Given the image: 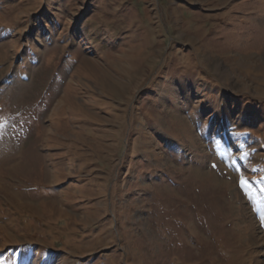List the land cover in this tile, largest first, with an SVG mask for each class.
Here are the masks:
<instances>
[{
    "label": "rangeland",
    "instance_id": "1",
    "mask_svg": "<svg viewBox=\"0 0 264 264\" xmlns=\"http://www.w3.org/2000/svg\"><path fill=\"white\" fill-rule=\"evenodd\" d=\"M0 264H264V0H0Z\"/></svg>",
    "mask_w": 264,
    "mask_h": 264
},
{
    "label": "bare ground",
    "instance_id": "2",
    "mask_svg": "<svg viewBox=\"0 0 264 264\" xmlns=\"http://www.w3.org/2000/svg\"><path fill=\"white\" fill-rule=\"evenodd\" d=\"M13 167V169L15 168V169H18V168H16L15 166H12ZM24 169H26V168H24Z\"/></svg>",
    "mask_w": 264,
    "mask_h": 264
}]
</instances>
